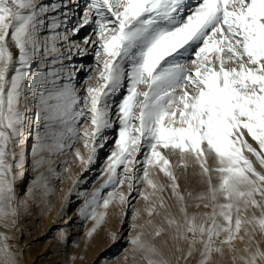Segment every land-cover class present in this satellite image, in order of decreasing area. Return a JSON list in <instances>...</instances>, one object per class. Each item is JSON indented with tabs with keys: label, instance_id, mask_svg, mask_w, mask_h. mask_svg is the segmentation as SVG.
I'll use <instances>...</instances> for the list:
<instances>
[{
	"label": "snow or ice",
	"instance_id": "1",
	"mask_svg": "<svg viewBox=\"0 0 264 264\" xmlns=\"http://www.w3.org/2000/svg\"><path fill=\"white\" fill-rule=\"evenodd\" d=\"M113 128L87 239L116 207L133 264H264V0H0V264H22V210L71 156L67 215Z\"/></svg>",
	"mask_w": 264,
	"mask_h": 264
},
{
	"label": "rangeland",
	"instance_id": "2",
	"mask_svg": "<svg viewBox=\"0 0 264 264\" xmlns=\"http://www.w3.org/2000/svg\"><path fill=\"white\" fill-rule=\"evenodd\" d=\"M82 37L85 38L84 35L81 36V39ZM91 63L93 64L94 60ZM84 78H85V75H84ZM123 94H124V89L114 94L112 97V100L118 103ZM113 129H115V131L113 132L114 137H115L117 134V129L116 128H113ZM113 129H109L105 132V135L108 137V139H109V136H111V132ZM114 137L109 142L108 144L109 148L107 149V151L104 153L103 156L99 155L101 150H104L102 149L103 147L98 149L97 151V158L95 162L98 159H100V164H99L100 171L102 167L104 166L106 156L109 154L110 149L113 147L112 141ZM75 146L77 148H80L81 152L84 155H87V152L84 149L82 142H77ZM99 156L100 158H98ZM60 159H64V158L61 157ZM68 159L70 161V163L68 164V168L70 169V172L66 174L62 182L57 183L56 185L57 192L55 195L50 197V203H43L44 210L41 212V214H39L42 216L37 219L34 218L35 216H38V215L35 214L36 212H34V203L31 201L27 202V210L26 211L22 210L23 215H22L21 222L23 223H21V227H24L28 230L29 232L28 234L30 237H33L34 235L38 233L43 234L46 231V228L47 227L49 228L54 222L62 223L63 221L71 217V215L69 216L66 215L63 218H61L59 216V211L61 208L62 198L64 197V195L67 193L68 189L70 188L72 179L75 178V176L78 175L82 171V169H80L76 164L71 162L73 160L71 156L68 157ZM189 171H191V169ZM27 176H28V171L25 177V181L27 180L26 179ZM87 176L89 175L86 174L84 177H87ZM160 179L161 180L164 179L162 174L160 176ZM100 182H101V177H100V172H99L94 176L95 186L98 185ZM25 184L27 183H24L21 185L22 188L24 187ZM181 185L182 187L184 186L183 178L181 179ZM92 189L89 191V193L92 191ZM125 191H126V188H125ZM83 199H80L79 201H77L76 206L73 207L74 210L77 209L80 201ZM134 203H136L137 207L143 206V201H139V199ZM117 210L118 209L116 207H111L109 209V215L106 219V222L97 230L93 238H91L90 240L85 237V232L87 228L91 227L92 222L91 221H86V222L81 221V219L76 215L74 219L76 221L74 225L75 228L73 227L69 228L68 223L66 225L65 224L58 225L54 229L52 228V230L54 231L51 230L52 232H50L49 238L45 239L44 241V242L50 241L51 243V244H48V246L45 249L48 255L47 264H97V262L98 264H133V261L130 256L127 261L125 260L126 253L124 250L127 247V243H126L127 225L124 226L125 231H126L124 238L120 239L116 243H113L110 238V233L113 231H119L121 227L119 223V219L116 215ZM128 220L130 221V215L128 217ZM66 227H68V230L66 229ZM65 230L67 231L66 235H65L66 233ZM70 231H72L73 234L70 233ZM61 233H63V237L61 236ZM65 236L66 238L64 239ZM73 241H78L79 243L74 245ZM73 256L76 257L75 260L71 259V257ZM23 257L26 260V249L24 245H23ZM189 264H193V262L190 261Z\"/></svg>",
	"mask_w": 264,
	"mask_h": 264
},
{
	"label": "bare ground",
	"instance_id": "3",
	"mask_svg": "<svg viewBox=\"0 0 264 264\" xmlns=\"http://www.w3.org/2000/svg\"><path fill=\"white\" fill-rule=\"evenodd\" d=\"M188 3H189V6H191L192 3H193V0H188ZM84 4H85V0H80V10L83 9ZM73 23H75V17H73L72 20H70L69 26H71V24H73ZM91 33H92V27H91V25L85 26L84 28H82L73 37V40L83 43L84 38L82 37V39H81V36L84 35V37H88ZM74 59H75V62L76 63H84V64H92L91 62L94 60L93 55H91V54H89L87 56H84V57H75ZM84 75H85V73L81 72L79 74L78 80L82 82L84 80ZM114 131H115V129L112 130L111 136H109L108 142L105 143V145L102 148L104 150H101V152L99 153V155L103 156L104 153L109 148L108 144L111 141V139L114 137V134H113ZM32 142L33 141L31 139H29L28 145L30 146L32 144ZM98 158H100V156ZM99 164H100V159H98L96 162H94V164L89 168V170L87 172H84L83 176H85L86 174L89 175L87 177H84V180L86 181V183H82V185L78 189V192L80 194L79 195L72 196L71 199H70V202L65 207L64 210L67 213V216L71 215L70 218L67 217L68 219H66L62 223H60V222H54L53 224L51 223L52 225L49 228L47 227L48 229L46 228V231L43 234L42 233H38V234L34 235L33 237H30L29 236V234H28L29 232H28V230L26 228L21 227V231L23 232V236H22L21 241H20V247L23 249V245H24L25 246V249H26V260L23 257V253L20 256L21 261H22V264H47V258H48L47 256L48 255H47L45 249L48 246V244H51V243H50V241L49 242H44V241H45V239H48L49 238L50 232L54 231V230H52V228L54 229L58 225H61V224H65L66 225L67 223L69 224V226H68L69 228L70 227L75 228L74 225H75L76 221L74 219H75V212H76V210H74L73 207L76 206L77 201H79L80 199H83L84 193H89V191L92 189V187L95 186V184H94V176L97 173L100 172V166H99ZM27 167H28V176L26 178L27 180L26 181L25 180L22 181L21 182V185L24 184V183H30L31 177L35 175V173H33L31 171L30 165L27 166ZM43 210H44L43 203L39 204L38 206L34 203V212H36L35 214L38 215V216H35L34 218L35 219L40 218L42 215H39V214H41V212ZM72 215H74V216H72ZM20 223H23V222H20ZM68 227H66L67 230H68ZM0 231H7V229H4L3 227H0ZM70 233H72V231H70ZM9 234L11 235V233H9ZM66 234H67V231H66L65 235ZM65 238H66V236L64 237V239ZM13 243H14V241H13ZM55 243H56V241H55ZM51 252H52V250H51ZM217 259L219 260V258H217ZM223 264H231V262L226 257L224 259V261H223Z\"/></svg>",
	"mask_w": 264,
	"mask_h": 264
}]
</instances>
